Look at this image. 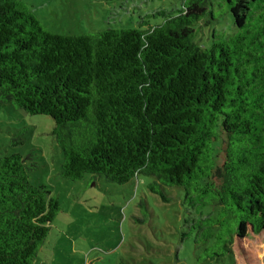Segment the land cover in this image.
Wrapping results in <instances>:
<instances>
[{"label":"trees","instance_id":"1","mask_svg":"<svg viewBox=\"0 0 264 264\" xmlns=\"http://www.w3.org/2000/svg\"><path fill=\"white\" fill-rule=\"evenodd\" d=\"M227 14L229 33L194 42L195 26ZM149 16L159 22L62 35L0 0V104L51 118L61 178L180 187L205 259L264 264V0H180ZM29 171L0 158V264H31L60 211Z\"/></svg>","mask_w":264,"mask_h":264},{"label":"rangeland","instance_id":"2","mask_svg":"<svg viewBox=\"0 0 264 264\" xmlns=\"http://www.w3.org/2000/svg\"><path fill=\"white\" fill-rule=\"evenodd\" d=\"M48 32L62 35L103 29H134L156 11L180 0H22ZM212 31L229 33L226 15L209 26L194 27V42L210 46ZM47 116L29 115L0 104V158L19 155L30 168L28 181L44 186L59 205L47 237L31 264H231L229 256L205 259L191 226L198 218L180 187H148L138 176L117 185L102 176L78 181L60 177L62 156ZM164 198V200H163ZM207 210H204L205 214ZM199 238V237H198Z\"/></svg>","mask_w":264,"mask_h":264}]
</instances>
